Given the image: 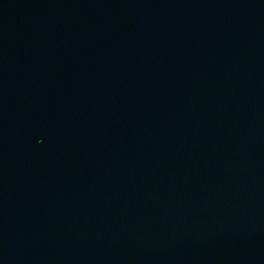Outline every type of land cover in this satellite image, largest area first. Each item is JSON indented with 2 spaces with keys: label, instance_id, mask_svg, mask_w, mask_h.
<instances>
[{
  "label": "water",
  "instance_id": "95a60500",
  "mask_svg": "<svg viewBox=\"0 0 264 264\" xmlns=\"http://www.w3.org/2000/svg\"><path fill=\"white\" fill-rule=\"evenodd\" d=\"M0 264H264V0H102L0 55Z\"/></svg>",
  "mask_w": 264,
  "mask_h": 264
}]
</instances>
